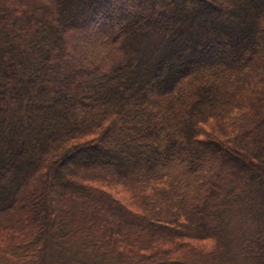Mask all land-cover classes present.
<instances>
[{"label": "trees", "instance_id": "trees-1", "mask_svg": "<svg viewBox=\"0 0 264 264\" xmlns=\"http://www.w3.org/2000/svg\"><path fill=\"white\" fill-rule=\"evenodd\" d=\"M49 259L264 264V0H0V263Z\"/></svg>", "mask_w": 264, "mask_h": 264}, {"label": "rangeland", "instance_id": "rangeland-1", "mask_svg": "<svg viewBox=\"0 0 264 264\" xmlns=\"http://www.w3.org/2000/svg\"><path fill=\"white\" fill-rule=\"evenodd\" d=\"M50 264L52 263V260L51 259H49V260H47ZM1 264V263H0ZM53 264V263H52Z\"/></svg>", "mask_w": 264, "mask_h": 264}]
</instances>
